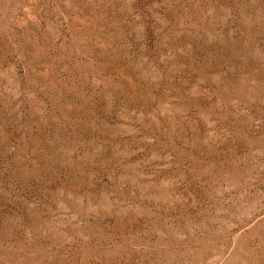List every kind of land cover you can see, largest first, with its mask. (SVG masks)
<instances>
[{
  "label": "rangeland",
  "instance_id": "obj_1",
  "mask_svg": "<svg viewBox=\"0 0 264 264\" xmlns=\"http://www.w3.org/2000/svg\"><path fill=\"white\" fill-rule=\"evenodd\" d=\"M0 264H264V0H0Z\"/></svg>",
  "mask_w": 264,
  "mask_h": 264
}]
</instances>
